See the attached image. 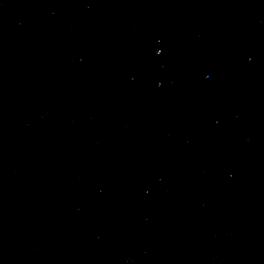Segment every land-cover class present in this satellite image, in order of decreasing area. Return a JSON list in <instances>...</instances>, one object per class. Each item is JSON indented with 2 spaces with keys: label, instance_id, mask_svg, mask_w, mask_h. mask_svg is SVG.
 Listing matches in <instances>:
<instances>
[{
  "label": "water",
  "instance_id": "water-1",
  "mask_svg": "<svg viewBox=\"0 0 264 264\" xmlns=\"http://www.w3.org/2000/svg\"><path fill=\"white\" fill-rule=\"evenodd\" d=\"M0 264H264V0H0Z\"/></svg>",
  "mask_w": 264,
  "mask_h": 264
}]
</instances>
